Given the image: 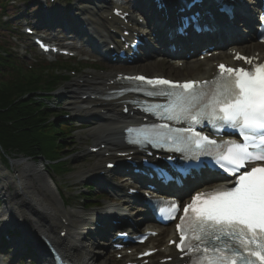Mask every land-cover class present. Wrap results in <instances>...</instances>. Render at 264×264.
Returning a JSON list of instances; mask_svg holds the SVG:
<instances>
[{
	"label": "snow or ice",
	"instance_id": "snow-or-ice-1",
	"mask_svg": "<svg viewBox=\"0 0 264 264\" xmlns=\"http://www.w3.org/2000/svg\"><path fill=\"white\" fill-rule=\"evenodd\" d=\"M237 59L250 67L221 63L209 81L126 77L168 86L149 93L165 97V103L143 109L164 122L128 129L136 133L132 143L168 147L182 153L180 158L185 160L211 157L201 163L232 177V186L221 184L197 193L183 206L176 224V247L189 258L188 264H264V63L239 54ZM178 123L187 127L173 126ZM197 126H211L215 134L231 130L240 140H217L197 131ZM179 208L173 201L160 212L166 219H175L173 213Z\"/></svg>",
	"mask_w": 264,
	"mask_h": 264
},
{
	"label": "bare ground",
	"instance_id": "bare-ground-1",
	"mask_svg": "<svg viewBox=\"0 0 264 264\" xmlns=\"http://www.w3.org/2000/svg\"><path fill=\"white\" fill-rule=\"evenodd\" d=\"M86 3L89 5L84 13L86 29H82V31L89 33L92 40L97 41L99 48L105 50L107 45L117 41L118 25L121 22L117 18H111L112 14L106 7L105 2L86 0ZM51 16L54 19L51 17L50 21H56L58 18L66 17V13L62 12L61 9H55L53 13L51 12ZM249 21V23L242 22L240 28L249 29L250 24L253 23L252 19ZM47 22L46 17H42L40 20L41 24ZM239 22L240 19L236 17L234 23ZM159 26L160 24H157V27ZM219 32L225 42L235 40L238 43L240 40V36L235 33L234 27L225 26ZM248 47L253 51L259 50L264 55V46L250 41ZM198 64V62L189 64L188 70L183 73L182 77L195 76L203 78L210 76L214 70L211 66L212 63L207 62L204 73H197L196 70H199ZM112 78V73L94 75L92 78H87L83 84L78 82V84L70 86V89L77 88L80 91L66 93L74 96L69 99L75 114L82 118L89 117L90 120L94 121L89 135L96 142L105 145V148L99 151L96 163L90 167L93 171H106L103 165L109 159H116L114 155L122 151L124 147L123 129L129 122L133 121L132 119L136 118V115L123 114V108L120 104L98 99V96H101L102 91L106 88V82ZM87 94L90 96L85 99L84 97ZM107 154L111 156L108 157ZM12 169L13 171H8L0 165V196L5 200L4 210H0V221L3 222L0 225V230L3 231V228H8L10 225H18L24 230L21 244L30 241L39 248H42L39 237L50 238L51 236V239L60 247L67 260L73 264H109L110 256L108 253L102 257L96 254L97 251L102 250L95 247V244L86 238L87 235L89 236V230L85 227L92 225V221L108 215V211L105 210L111 209L110 207L104 211H87L82 208L66 210L61 204L60 195L58 197V186L50 173L45 170L43 163L20 161L13 163ZM109 172L106 171V173ZM100 183L106 184L104 181ZM112 210L118 211L120 214L124 213V210L116 207ZM64 219L67 222H64ZM57 230L58 235L56 236ZM62 231L67 232L65 238L60 235ZM161 231V235L172 237L173 226L161 228ZM14 245H19V243L15 241ZM42 255L44 259L41 264H54V258L48 251L44 250Z\"/></svg>",
	"mask_w": 264,
	"mask_h": 264
},
{
	"label": "rangeland",
	"instance_id": "rangeland-1",
	"mask_svg": "<svg viewBox=\"0 0 264 264\" xmlns=\"http://www.w3.org/2000/svg\"><path fill=\"white\" fill-rule=\"evenodd\" d=\"M89 6L87 3L84 2V0H57L55 5H53V11L55 9H61L62 12L66 13V18L69 17L70 12L72 14H82L83 10L87 9L86 7ZM10 7H16V10H12V8L8 9V13L10 14V20L13 22L14 31H6L4 29L0 28V37L2 38L3 42H6L8 46L14 51L19 54V57H23V62L26 64L36 63L38 60H43L44 58L39 56L38 51L35 49L34 46L31 45V40L29 37H22L21 33H23V26L26 21L29 22H35L39 18L37 16V12L40 10L38 3H35V0H17V3L15 6ZM84 15V14H83ZM3 14L0 12V21ZM65 18L62 17L61 21H63ZM60 21V22H61ZM60 22H57L56 24H53L54 26H57V30H61L62 28L59 26ZM74 27H79L78 24L74 22ZM8 29V28H7ZM79 38H77L78 40ZM82 42V40H81ZM84 50L88 54H93L91 52V49L84 46ZM26 55V56H24ZM95 59H100L98 56H96ZM88 63V68L86 71L89 74H93L95 71H93L91 68L93 65L91 62ZM142 63L136 64L131 66V69L139 72H145L147 74L153 75V74H165L169 75L175 78H179L178 75L183 73L181 69H172L171 66L163 63H153L148 65L147 63L144 66H141ZM109 65V68L119 71L122 69V64L120 63H106V67ZM96 66V65H94ZM102 68L105 69L104 65H100ZM98 66V67H100ZM205 66V63H200V68L203 69ZM129 67V66H128ZM189 67L185 68L188 70ZM172 71V73H170ZM72 78L58 91L56 92L57 95L53 98V100L57 103H60L61 107L60 109H52L53 113L56 115L62 116L63 114H71L72 119H68L66 122L60 121V124H67L71 128V134L66 139L67 142V148L63 151V155L66 156L67 161V168L68 171H65L63 173H51V175L55 178V182L60 188L61 193L66 198L67 207L64 206L65 209H74V208H83L87 211H100L105 210L106 208L110 207L111 209L105 210V211H111L112 207H120L122 206L123 209H130L131 212H136L137 208L136 206H133L132 204H128L124 206L123 201L124 197L121 198H113L109 195L108 190L105 189H96L94 191L95 195L99 194H107V197H104L103 199L96 201L95 199H92L90 202H84L82 198H85L82 194L84 191V188L88 185L92 184V179L97 175L98 171H93L90 167L96 163L97 155L90 154L87 149V144L93 143V138L89 135V131L91 127L94 125V121H91L87 118H82L77 115H75V111L73 110V106L70 105L71 100L69 99L71 96L70 94H66L67 92H71L68 88L71 86V84H75L77 80L82 77L79 74H70ZM78 92L77 90H73ZM65 93V94H64ZM64 94V95H63ZM67 96V97H61V96ZM58 107V106H55ZM53 121H56L53 118V115L51 116ZM29 162V161H28ZM2 159L0 155V165H2ZM40 163V162H39ZM7 165V164H6ZM45 167H48L44 163ZM3 166V165H2ZM11 171L12 168H11ZM87 172V173H85ZM85 173L86 175H82ZM106 180L109 182H121L123 183L122 178H119V174L117 173H109ZM96 179H93L95 181ZM121 180V181H120ZM90 194V192L86 193V195ZM116 196L119 197L120 192L116 191ZM90 196H92L90 194ZM0 210H4L5 207V200L0 196ZM94 222V221H92ZM53 224V221H52ZM95 226L88 225L85 228L86 229H92ZM56 231V236H57ZM160 240L162 243H164L167 240V237H160ZM95 242V240H93ZM9 250H6V253ZM5 253V252H4ZM30 254V252H27V254ZM32 255V254H30ZM33 256V255H32ZM36 258L38 259V255H36ZM41 258V257H40ZM17 260V259H16ZM6 264H20V262L16 261L14 262V256L11 255V253H8V256L5 259ZM23 264H31V260H26L23 262ZM110 264H121L119 263L115 258L111 257V263Z\"/></svg>",
	"mask_w": 264,
	"mask_h": 264
},
{
	"label": "trees",
	"instance_id": "trees-1",
	"mask_svg": "<svg viewBox=\"0 0 264 264\" xmlns=\"http://www.w3.org/2000/svg\"><path fill=\"white\" fill-rule=\"evenodd\" d=\"M11 55H0V149L8 156L58 159L54 137L66 128L46 123L45 106L38 99L39 92L53 90L58 80L43 69L25 70Z\"/></svg>",
	"mask_w": 264,
	"mask_h": 264
}]
</instances>
